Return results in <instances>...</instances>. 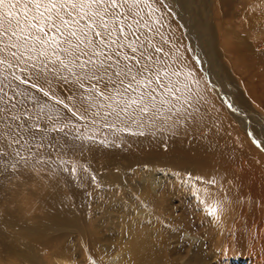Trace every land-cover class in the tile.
Here are the masks:
<instances>
[{
  "label": "bare ground",
  "instance_id": "1",
  "mask_svg": "<svg viewBox=\"0 0 264 264\" xmlns=\"http://www.w3.org/2000/svg\"><path fill=\"white\" fill-rule=\"evenodd\" d=\"M162 2L194 118L142 136L81 127L96 142L59 135L0 163V264H264V0Z\"/></svg>",
  "mask_w": 264,
  "mask_h": 264
},
{
  "label": "snow or ice",
  "instance_id": "2",
  "mask_svg": "<svg viewBox=\"0 0 264 264\" xmlns=\"http://www.w3.org/2000/svg\"><path fill=\"white\" fill-rule=\"evenodd\" d=\"M164 7L162 0H0V163L63 148L59 135L96 142L81 127L142 136L159 130L157 120L176 128L194 118L185 96L191 73L169 62ZM222 209L221 201L210 205L217 222Z\"/></svg>",
  "mask_w": 264,
  "mask_h": 264
},
{
  "label": "rangeland",
  "instance_id": "3",
  "mask_svg": "<svg viewBox=\"0 0 264 264\" xmlns=\"http://www.w3.org/2000/svg\"><path fill=\"white\" fill-rule=\"evenodd\" d=\"M235 78V81L237 83H240V75H237L234 77ZM211 95L207 96L206 98H208L207 102H208V105L210 106V108H212V111H214V113L218 116L219 119H221V122L224 123L225 126H229V122L227 120V118L224 116V114H221V113H224L222 108H220L219 104L217 103V100H215L212 96L210 97ZM211 99V100H210ZM212 104V105H211ZM214 105V106H213ZM219 106V107H218ZM216 108V109H215ZM220 108V109H219ZM215 109V110H214ZM219 109V110H217ZM221 111V112H220ZM220 112V113H219ZM232 126H230V132L228 131L227 133L232 137V140H235L234 138L236 139H239L240 140V137L238 135V133L236 132L235 129H231ZM238 137V138H237ZM117 235H119V233H117ZM117 235L114 236V240H112L114 243H116V238L118 237ZM113 237V236H112Z\"/></svg>",
  "mask_w": 264,
  "mask_h": 264
},
{
  "label": "clouds",
  "instance_id": "4",
  "mask_svg": "<svg viewBox=\"0 0 264 264\" xmlns=\"http://www.w3.org/2000/svg\"><path fill=\"white\" fill-rule=\"evenodd\" d=\"M216 201L217 200L213 199V201H211V205H214Z\"/></svg>",
  "mask_w": 264,
  "mask_h": 264
}]
</instances>
